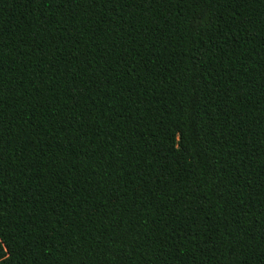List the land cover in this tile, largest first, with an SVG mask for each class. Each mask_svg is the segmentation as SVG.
<instances>
[{"label": "trees", "instance_id": "16d2710c", "mask_svg": "<svg viewBox=\"0 0 264 264\" xmlns=\"http://www.w3.org/2000/svg\"><path fill=\"white\" fill-rule=\"evenodd\" d=\"M0 264H264V0H0Z\"/></svg>", "mask_w": 264, "mask_h": 264}]
</instances>
